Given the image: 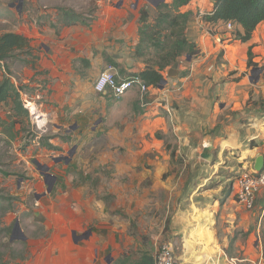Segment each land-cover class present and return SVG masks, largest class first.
<instances>
[{"label":"rangeland","instance_id":"374dc122","mask_svg":"<svg viewBox=\"0 0 264 264\" xmlns=\"http://www.w3.org/2000/svg\"><path fill=\"white\" fill-rule=\"evenodd\" d=\"M19 2L0 0V17L7 21L0 22V34L13 32L30 41L29 51L16 52L4 64L11 82L21 89L20 100L29 116L16 114L11 103L0 105V264H26L32 258L30 240L49 238L46 225L55 214L51 208L66 192H76L79 199L101 201L116 216L111 225H115V220L125 225L123 231L120 225L109 231L108 252L101 255L100 264H107V256L113 261L125 256L137 262L143 255L154 260L162 244H171L175 256L190 260L192 257L185 253L187 235L174 234L181 225L172 220L177 204L187 195L179 194L181 184L205 179L213 189L214 199L226 201L242 165L235 164V170H231L234 165L228 164L234 161L226 160L225 168L212 174L206 168L209 163L197 154L191 160L177 157L181 145L171 130L163 133L155 121L157 111L164 107V103L151 105V95L158 89L149 88L145 94L134 95L128 110L119 103H108L93 91L97 76L108 67L124 69L141 61L133 56L139 14L145 10L152 19L159 0ZM63 9L79 15L82 24L61 28L57 21ZM41 63L51 73L53 69L63 73L71 64L69 75L62 80L60 95L52 96V87L59 84V77L43 74ZM3 75L5 70L0 72V81ZM163 77L169 81L166 74ZM60 104L64 106L57 122L52 110ZM165 118L168 120L167 113ZM70 151L73 152L67 164L54 161L68 157ZM214 155L219 161L216 151ZM43 167L49 168L50 176L42 175ZM193 167L205 168L203 179L184 176ZM226 180L229 181L225 183ZM48 184L52 185L49 193ZM123 188L128 191L121 195L134 197V203L117 208L116 198ZM230 202L235 203L232 197ZM256 205L257 199L247 212L254 211ZM221 213L222 208L215 222L217 235L208 240L205 249L196 250V239L190 240L189 251L196 250L193 258H207L222 250L228 260L221 257L219 264H252L247 259L258 264L250 235L254 228L244 233L240 225L229 227ZM16 222L19 229L13 234ZM192 229L193 225H188L187 230ZM24 236L29 241L19 240ZM215 259L209 264L216 263Z\"/></svg>","mask_w":264,"mask_h":264},{"label":"crops","instance_id":"0c3cea01","mask_svg":"<svg viewBox=\"0 0 264 264\" xmlns=\"http://www.w3.org/2000/svg\"><path fill=\"white\" fill-rule=\"evenodd\" d=\"M213 6L214 0H190L187 6L181 8L182 11L192 13L185 36L195 45L199 54L189 60L180 59L174 69L177 73L171 74L175 78L168 75L170 70L163 73V76L166 74L169 77V81H165L164 89H158V93L153 91L151 105L156 107L164 103L163 111H157L156 114L159 115L155 121L163 133L167 134V131L171 130L178 141L177 144L181 145V152H177V157L185 156L191 160L192 156L197 154L202 160V147L207 143L211 146L212 160L207 162L209 165L206 168L212 174H217L220 168H225L223 165L226 160L234 161L228 165H234L230 168L235 170L236 165L246 167L264 154V21L256 27L250 41L241 43L234 35V30L241 31L239 27L228 31L223 23L210 25L203 20L204 16L212 14ZM11 7L12 5H9V8ZM0 22L5 24L6 18L0 17ZM249 49L253 56L252 68L247 67ZM117 62L120 63L119 60ZM41 64L43 74L46 72L47 77H59V84L57 82L52 87V96L60 95L64 85L62 80L69 75L71 64L63 73L54 69L51 73L45 69L43 63ZM127 66H124V69L118 66L110 67L114 69L118 79H127L131 73L137 74L144 68L141 61ZM94 93L107 99L108 103H119L128 110L131 107L129 101L139 92L134 88L118 100L113 99L110 94ZM63 106L60 104L52 110V116L57 122L61 120ZM215 151L219 161L216 160ZM185 172L184 176L196 175L194 180L197 181L203 179L205 168L193 167ZM181 179V182H184V178ZM125 191L128 190L123 188L117 195V208L127 202L128 207H131L134 203V197L121 195ZM182 193L187 195L177 204L178 211L172 218L173 221L176 219L173 224L180 223L181 230L175 231L174 234L186 233L185 253L192 258L185 260L183 256L176 254L177 264L203 263L212 261L213 258H216V263L219 264L221 257L228 260L222 250H217L214 256L207 258H193L197 249H205L208 240L216 237L215 222L221 208V218L229 227L240 225V230L244 233L254 228L250 234L253 249L258 255V264H262L263 247L258 235L264 217L263 190L257 195V205L252 212H247L236 203L230 202L231 197L233 198L231 189L226 201H220L217 197L214 199L213 189L207 185L205 179L202 182L182 183L179 194ZM54 206L55 208H51V211L55 209L54 217L49 219L46 225L50 233L49 238L46 236L47 239L44 240H30L33 256L26 264H100L101 255L108 252L106 237L110 234L109 231H115L119 225L122 227L121 231L125 229V225L116 220L113 222L115 225H111L116 216L109 213L101 201L93 202L91 197L79 199L76 192H66L59 196ZM7 215H10V212H7ZM188 225H193V229L187 230ZM191 239H196L195 252L189 251L192 247ZM27 240L29 241L24 236L23 241ZM245 261L256 264L251 259Z\"/></svg>","mask_w":264,"mask_h":264},{"label":"trees","instance_id":"16d2710c","mask_svg":"<svg viewBox=\"0 0 264 264\" xmlns=\"http://www.w3.org/2000/svg\"><path fill=\"white\" fill-rule=\"evenodd\" d=\"M190 0H169L160 3L155 8V16L149 19L147 11L139 14L137 42L133 49L134 58L141 60L144 68L133 75L138 77L148 88L158 89L164 81L163 73L176 69L182 58H194L199 53L194 44L190 43L185 30L192 17L190 11L181 8ZM57 23L61 28L82 24L81 17L70 10L59 11ZM208 24L232 23L241 31L234 30L235 38L246 43L250 41L256 27L264 21V0H214L213 12L204 16ZM30 50V41L22 35L6 32L0 35V72L5 75L0 81V105L11 103L16 114L28 118L20 100L21 89L17 88L6 74L5 62L16 52ZM251 49L247 53V67L252 68ZM264 218V217H263ZM261 227V243L264 258V224ZM111 264H153L151 257L143 255L137 262L121 256Z\"/></svg>","mask_w":264,"mask_h":264},{"label":"built area","instance_id":"2783aa9c","mask_svg":"<svg viewBox=\"0 0 264 264\" xmlns=\"http://www.w3.org/2000/svg\"><path fill=\"white\" fill-rule=\"evenodd\" d=\"M233 28L234 25L232 23L226 24L228 31H232ZM134 88L141 95L149 90L136 76H131L127 79H118L112 67H108L105 71L101 72L93 85V89L97 94H110L115 100L122 98ZM262 158L263 165L260 172L254 171V163H252L246 167H242L232 183L234 201L246 211L253 209L257 195L264 189V154ZM209 261L199 264H209ZM153 264H177V259L171 244H162L159 247L154 256Z\"/></svg>","mask_w":264,"mask_h":264},{"label":"water","instance_id":"95a60500","mask_svg":"<svg viewBox=\"0 0 264 264\" xmlns=\"http://www.w3.org/2000/svg\"><path fill=\"white\" fill-rule=\"evenodd\" d=\"M164 1H165V0H159V3H163ZM21 2H22V0H20L19 4H21ZM188 60H189V58H188ZM173 73H177V72H176L175 70H170L169 73H168V75H169V76H172L171 74H173ZM171 78H175V76H172ZM162 84L164 85V84H165V81H163ZM163 85H162V86H163ZM162 86H161L160 88H158V89H162ZM72 152H73V151H72ZM72 152L70 151V152L68 153V157H64V158H61V159H60V158H59V159H55L54 161H55V162H59V161L63 160V161L65 162V164H67V163L69 162V158L71 157ZM200 158H201L202 160L206 161V162H211V160H212V155H211V146H210L209 144L205 143V144L203 145V147H202V153H201ZM262 165H263V158H262V157H258V158L256 159L255 163H254V167H253L254 171H255V172H260V171H261V168H262ZM48 170H49L48 167H43V168H42V171H43L44 173H43L42 175H44L45 177H46V176H50V175L47 173ZM51 188H52V185H51V184H48L47 193H49V192L51 191ZM18 229H19V228H18V225L16 224L15 227H14V230H13V234H14L15 230H18ZM18 233H19V231H18ZM19 240H24V238L21 237V238H19ZM106 261H107V264H110L111 259L108 260V258H107Z\"/></svg>","mask_w":264,"mask_h":264}]
</instances>
